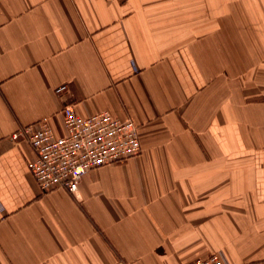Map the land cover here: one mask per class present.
Returning a JSON list of instances; mask_svg holds the SVG:
<instances>
[{"label":"crops","instance_id":"obj_1","mask_svg":"<svg viewBox=\"0 0 264 264\" xmlns=\"http://www.w3.org/2000/svg\"><path fill=\"white\" fill-rule=\"evenodd\" d=\"M67 105L134 119L142 152L42 192L10 135L65 134ZM214 252L264 264V0H0V264Z\"/></svg>","mask_w":264,"mask_h":264},{"label":"built area","instance_id":"obj_2","mask_svg":"<svg viewBox=\"0 0 264 264\" xmlns=\"http://www.w3.org/2000/svg\"><path fill=\"white\" fill-rule=\"evenodd\" d=\"M62 114L65 134L56 132L45 118L39 125H22L10 135L13 142H25L33 149L35 157L28 168L42 192L64 189L76 195L88 172L123 163L142 152L139 124L132 118L123 120L109 111L83 117L71 105L63 107ZM190 264L226 263L214 252Z\"/></svg>","mask_w":264,"mask_h":264}]
</instances>
